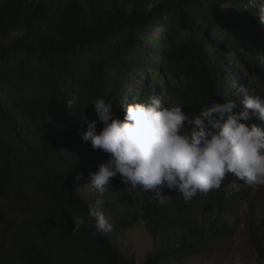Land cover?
I'll return each instance as SVG.
<instances>
[{"label":"trees","instance_id":"obj_1","mask_svg":"<svg viewBox=\"0 0 264 264\" xmlns=\"http://www.w3.org/2000/svg\"><path fill=\"white\" fill-rule=\"evenodd\" d=\"M264 0H0V235L16 221L5 203L43 201L0 243V264H138L122 250L124 233L143 222L154 250L144 264H171L225 240L249 190L185 201L170 191L118 202L109 192L85 199L78 180L109 155L84 142L94 102L111 100L125 116L134 98H158L162 83L185 113L211 102L243 110L245 66L264 96ZM73 100L70 109L67 102ZM249 125L263 120L253 117ZM42 199H41V198ZM109 216L113 231L93 237L73 217L89 209ZM247 220L257 260L264 261V219Z\"/></svg>","mask_w":264,"mask_h":264},{"label":"clouds","instance_id":"obj_2","mask_svg":"<svg viewBox=\"0 0 264 264\" xmlns=\"http://www.w3.org/2000/svg\"><path fill=\"white\" fill-rule=\"evenodd\" d=\"M258 19L264 24V8ZM73 103L69 100L67 106L71 109ZM93 104L103 127L98 131L96 120L86 121L82 139L109 155L86 183L100 194L97 204L105 203L106 188L117 176L133 189L155 194L161 203L164 187L191 201L219 190L229 174L233 188L241 183L264 186V127L248 123L253 117L264 120V96L247 95L238 112L233 100L213 101L193 115L182 106H163L156 96H146L127 104L123 119L111 100L98 98ZM72 219L74 232L84 226L93 237L113 231L105 215L92 208L87 217Z\"/></svg>","mask_w":264,"mask_h":264},{"label":"rangeland","instance_id":"obj_3","mask_svg":"<svg viewBox=\"0 0 264 264\" xmlns=\"http://www.w3.org/2000/svg\"><path fill=\"white\" fill-rule=\"evenodd\" d=\"M230 65L234 70L239 71L242 79L246 82L244 87L239 86L238 91L246 92L247 95H254L256 83L252 80V77L245 66H241L237 63H230ZM158 86V98L161 100L163 106H180L179 102L175 98L168 97L162 83H158ZM258 125L261 126L260 123H258ZM89 174L88 176L78 180L79 193L85 199H92L98 193L86 184L90 182ZM232 179H234V177L229 174L219 190L210 191L206 195H197L201 198L210 199L215 198L218 194L225 190H249L252 192L250 198L242 201L240 210L236 215H225V220L235 225L231 234L216 246L192 257L185 258L171 264H264V261L259 262L257 260L255 249L250 242L247 223L252 206H254L255 211L254 218L258 222L264 219V186L249 187L241 183L239 188H233L231 183ZM170 191L171 190L164 187L161 194L168 198L170 196ZM105 192L113 194L114 197L117 198L118 202H122L123 200H132V198L136 197L143 191L139 188L133 189L130 186L125 185L122 183L120 177L117 176L111 179L110 185L107 186ZM149 193L155 196V194L151 192ZM42 203L43 201L40 202L34 198L27 205L17 201L5 203L9 208L10 216L16 221V223L13 228L2 232L0 235V243L7 244L12 238L16 225H18L20 221H23L32 215ZM98 213L103 212L99 210ZM103 214L109 221V216L105 213ZM124 235V239L122 240V250L128 254H134L137 257L138 264H144L145 255L154 250L153 240L145 224L140 222L135 227L126 231Z\"/></svg>","mask_w":264,"mask_h":264}]
</instances>
